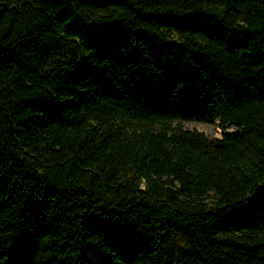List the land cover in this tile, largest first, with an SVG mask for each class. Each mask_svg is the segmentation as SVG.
Instances as JSON below:
<instances>
[{
    "label": "trees",
    "instance_id": "1",
    "mask_svg": "<svg viewBox=\"0 0 264 264\" xmlns=\"http://www.w3.org/2000/svg\"><path fill=\"white\" fill-rule=\"evenodd\" d=\"M0 264H264V0H0Z\"/></svg>",
    "mask_w": 264,
    "mask_h": 264
},
{
    "label": "rangeland",
    "instance_id": "2",
    "mask_svg": "<svg viewBox=\"0 0 264 264\" xmlns=\"http://www.w3.org/2000/svg\"><path fill=\"white\" fill-rule=\"evenodd\" d=\"M180 123L184 127L197 128L199 130H203L210 137L220 136L223 129V126L220 124V121L218 119L213 121L199 119H182ZM233 127V125L229 126V128Z\"/></svg>",
    "mask_w": 264,
    "mask_h": 264
}]
</instances>
